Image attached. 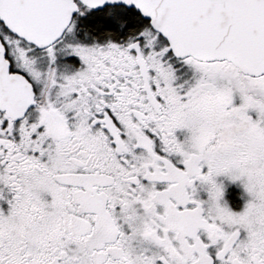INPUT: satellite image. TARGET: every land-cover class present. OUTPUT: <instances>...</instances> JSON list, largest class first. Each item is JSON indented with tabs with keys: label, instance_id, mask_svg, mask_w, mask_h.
Returning a JSON list of instances; mask_svg holds the SVG:
<instances>
[{
	"label": "snow or ice",
	"instance_id": "1",
	"mask_svg": "<svg viewBox=\"0 0 264 264\" xmlns=\"http://www.w3.org/2000/svg\"><path fill=\"white\" fill-rule=\"evenodd\" d=\"M0 264H264V0H0Z\"/></svg>",
	"mask_w": 264,
	"mask_h": 264
}]
</instances>
